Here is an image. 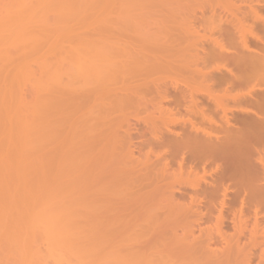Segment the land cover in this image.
<instances>
[{
  "label": "rangeland",
  "instance_id": "1",
  "mask_svg": "<svg viewBox=\"0 0 264 264\" xmlns=\"http://www.w3.org/2000/svg\"><path fill=\"white\" fill-rule=\"evenodd\" d=\"M215 1L217 2L215 3ZM256 8L263 18L259 17L256 19V17L259 16H254L255 13L253 9ZM11 16L14 17L12 18ZM8 17L12 18L14 22L12 24L13 26H5L8 30L5 28L0 29V264H139L141 262L139 261L140 258L143 257L142 254L141 256L139 255L143 253V251L145 253V250L138 251V249L141 248L140 246L147 241V239L153 238L152 233L155 229L151 230L152 233L148 231L150 234L146 233L148 234H145L146 237L138 231L139 236L136 235L139 238L137 239L135 233L139 230L140 226L134 227L135 229L133 228V223L137 224V220L135 219V221L134 218L136 216H141L143 219L142 216L149 211V208H153L155 213H158V215L155 214L152 209L151 213L149 211V215L154 214V220H157L155 216H160L161 212L164 210L162 208L167 209L164 210V215L167 214L166 216H168L169 210L172 209V204H175V209L178 205L177 203L182 206H184L183 204L189 205L188 203H190V197L192 196L202 200L201 205L198 206L200 203L197 205L194 204L192 210L193 212L195 211V213L197 210H199L198 212H204L203 216L199 214L196 216L193 214L192 216L191 212L190 216L186 215V218L188 217L186 220L185 216L183 217V215H185L184 212L180 211L182 210L181 205H179L181 209L177 207L179 212L175 210L176 215L173 213L172 216L174 215V218H177L175 216H177V213H180L178 215L181 219L183 218L185 221L189 220L190 223L193 221L192 223L195 226H193V230L195 231H193L194 235L191 236V238L196 235H202L201 232L206 235L208 228H215L216 230L219 215L218 210L221 209L220 205L223 198L222 192H220L221 195L219 194L220 196H218L217 199L215 197L213 200L214 203L216 202L214 205H218L216 208L213 206L214 209L212 208V210L214 212L211 210L212 213L209 211L211 207H208L210 203H208L209 198L206 193L208 189L210 190V188H213L214 180L217 174L221 172H218V170L225 169L227 164V161L225 162L226 159L222 157L219 159L220 156L217 157L215 155L212 157L213 153L206 157L207 153L206 155L202 154L203 150L199 152L198 156L194 157V162H191L190 154L187 151L180 150L178 151L179 153L170 155L172 151L163 143V139L157 140V138L153 136L151 125L144 121V119L148 117L147 115H149V112H154L155 116H159L160 109L163 107L164 109H174L175 112H178V117L181 118L188 119L189 116L190 118L194 116L191 119L199 120V126L204 127L203 125L206 124L209 126L205 125V127L210 128L209 123L201 124V117H197L190 111H187V107L189 106L195 108L194 102H192L193 99L191 100V93L197 96L198 107L206 108L212 116L214 115L217 121L220 120V122H224L222 119L223 112L220 109L217 110L216 106L212 103L213 101L205 95L207 88L205 87L204 78H199L202 76L199 73H203L202 67L204 68V66V70L207 71V73L209 72V75L213 73L215 77L224 75V73L225 75H230L229 67L231 69L233 68L234 71L237 70H235V65L228 60L229 58L223 60L219 59L220 57L217 56L218 48L213 43L216 42L217 38L225 42V51H223L226 53V56L238 54L242 51V39L245 38V33L246 35L248 34L244 29L245 27L247 28V26L254 27L255 25V34L259 36V38L262 37L261 39L264 40V0H0V20L4 18L8 20ZM20 17L21 21L16 22L17 18L20 19ZM14 24L16 26H14ZM234 26H237L236 30ZM171 27H173L172 30L169 29ZM156 28L158 30H155ZM229 29H231L230 33L232 32V34L235 30L234 32H236V35H233L237 42L234 39V42H230L228 41L230 39L223 37V35H228L225 33H229L227 32ZM154 31L158 32L155 33ZM175 32L181 36H178ZM198 32L200 36L197 34ZM174 35L177 36L176 39ZM248 36L249 44L251 43L250 45L252 48L250 52L260 57L264 55V41L262 40L263 42H261V39L259 40V38H255L249 34ZM224 38H226V40ZM122 39H124L123 42ZM157 40L159 41L157 42ZM160 40H162V44ZM119 42L123 45L120 46V48H125V44H123L125 42L129 44V46L126 45L128 48L134 49L136 47L134 49L135 52L134 50L132 52L134 55H131L132 53L130 54L131 58L136 59L137 54L141 55L140 53L145 56L147 54L145 58L147 61L153 62L155 58V61H160L165 58L170 62V68L165 72L163 70L155 72L156 70L154 71L151 67H148L151 68L150 70L146 68L150 73H148L146 69H142V71L137 73L138 75L136 74L133 77L126 75V80L124 78L125 84L131 87L137 84L138 86L141 85L142 90H140V93H143L141 98L146 97L142 100L144 104H142L141 101V106H133L131 110L129 109V114L125 117L123 116V118L120 116L121 113L119 111H112L113 117L110 114L111 119L109 117L107 121L106 119L99 120L100 124L102 123L101 126L103 125L102 128L104 127V131H102L103 129H101V127L99 128L100 125L97 126V124H99L97 120V123L94 121L90 123L88 122L90 118L88 117L89 119H86L85 117L83 119V114L90 109L89 107L86 108L87 105L90 104L92 106L93 96L95 98L98 93H101L99 90L98 93L95 92L96 89L92 90L93 93L91 92L92 88L97 87L95 86L96 83L92 80V77H94L93 75H95V73L98 74L100 71L101 74L107 73L108 67H105L104 70V66L108 63V59L106 60V58L112 57V54L115 52L114 48H119ZM153 42L158 44L155 45ZM90 43L93 44L90 45ZM113 43L117 44H115V47L113 46L114 48L110 46L114 45ZM88 44L93 47H90ZM95 44H97L96 47ZM98 44H100V46ZM230 45H233V48ZM104 46H106L105 49L103 48ZM85 47L93 48V52L94 48L97 47L98 50L101 49V53L108 48L111 51L108 49L106 51L107 53L103 52L106 56L101 54L104 58H101V56V61H99L100 58L98 59L96 55H99L100 51L96 50L97 54L95 53L96 51L94 52V57L96 59L90 56L88 59V57L84 55L89 52L88 50H83ZM212 47H214L215 51ZM138 49L147 50H144L146 54L144 51L141 52ZM239 49L241 50L239 51ZM83 51L86 53H83ZM203 53H205L204 57L206 58L210 56L211 59L208 58L210 61L205 58L209 63H202L205 61ZM244 53L248 52L246 51ZM92 55L91 52V56ZM213 55L218 58L215 57V59ZM263 57L264 56H262V58ZM202 59L204 61H202ZM193 61L198 65V70L194 66L195 64ZM196 61H199L198 64ZM84 62H86V65ZM149 63L151 64V62H148V64ZM173 64L175 69L173 68ZM176 64H180L181 66H176ZM202 64L204 65L202 66ZM83 65L85 68H83ZM96 65L97 68H95ZM263 66L264 64L262 65L263 69L259 67L258 70L260 72L262 70L263 72L261 73L264 74ZM183 67H185V69H183ZM189 67H191L190 70L187 69ZM177 68L180 70H177ZM95 69L98 70L95 71ZM192 69H195V71H192ZM219 70L221 72H219ZM152 71L154 73H152L153 77L150 79H158L160 77L165 79L170 74V77L175 76L176 78L174 79L180 81L186 78L187 75V80L190 79L191 81V83L189 82L191 85L188 83L190 89L186 88V86L183 87L181 84L176 86V88L174 85H171L172 78L170 79V77H168L165 83L161 82L160 85L158 84L159 86L163 84L161 88L153 85L151 90L146 91L145 87H142V84H144L143 82L146 81L145 77L147 76L144 74L147 73L151 75ZM191 75H193L194 79H192ZM87 79H89V81H86ZM258 80H260V82H258ZM131 81H134V85L131 84ZM193 81L194 83H192ZM255 83H257V85ZM90 84L91 86H89ZM222 85V87L218 85L214 86V88H217H213V90H216L218 93L221 92L222 94L224 90L229 87V85L226 84ZM253 86H255V88ZM219 87L222 91H219ZM236 87V89L232 88L231 93H254L253 95L257 97L264 93V81L258 78L250 81L248 84ZM223 88L225 89L223 90ZM162 89L165 90L163 91ZM186 91L188 95H186ZM90 92L93 96H90ZM161 92H163V94H161ZM165 92H170L169 95L171 97ZM95 93L96 95H94ZM147 94H149V97ZM165 94L169 99L161 98L162 95L165 97ZM113 96L114 95H112V97ZM261 96L259 98H261ZM84 98L85 100H83ZM89 98H91L92 102L89 101ZM147 98L149 100H147ZM173 98H177L179 100V102L178 100L177 102L180 104L177 103L178 105H176L175 99ZM86 99L88 100V104H83L84 101L87 103ZM113 100L115 99L113 98ZM167 100L171 101L168 102ZM147 102H149L148 104H150V102L152 103L149 105L150 107ZM228 102V106L234 107V109L235 107H239V109H235L236 114L242 113V107V110L244 108H255L253 105L247 103H245L246 105L243 103L244 105L241 104L240 106L242 101L237 102L230 100L227 101V103ZM83 105L87 110H85ZM144 105L145 108L143 107ZM146 106L148 107L146 108ZM135 107H141L140 110L138 108L141 115H138V111L136 112L137 108L133 110ZM148 108H151V110ZM154 109H156V111H154ZM158 109L159 111H157ZM238 110L240 111L239 113ZM132 111H134V113ZM156 112H158V115ZM86 113L87 112H85V116ZM136 113L137 116H139L138 119ZM252 114L254 115V113ZM128 115H130V117ZM140 119L143 120L141 121ZM86 121L90 126L86 124ZM93 123L96 124L94 125L95 129L98 127L97 131L90 129L91 126L93 127ZM159 125L162 127L164 126L161 123H159ZM188 125L189 127H186L188 128L187 131L192 128L190 123H188ZM85 127H87L86 129L90 127V130H88L89 132H87V130L85 131ZM164 127V138L169 137V135H175L179 130L180 135L188 133L185 131L186 129L183 130L179 124L178 126H171L174 130L169 133H167L168 131L166 132L167 129H164ZM99 130L105 133L101 138L99 136H102V133ZM211 131H213V129H211ZM97 132L99 133L97 134ZM213 132L214 135L211 139H214L215 143L217 138H220L221 141L224 139L223 133ZM90 133H92V136ZM129 133L130 135H128ZM200 133L202 134V132ZM106 134L107 138H104ZM110 134L111 138H109ZM193 134H196V132ZM87 135H89V137ZM118 136H121L122 139ZM116 137L117 139H115ZM125 137H128L127 140L129 143L131 141L130 147L129 144H127L128 142L126 143L127 140ZM154 137L156 140H154ZM203 137H205L204 134L200 136V139H204ZM215 137L217 138L215 139ZM98 138L100 139L98 140ZM108 139L110 143L112 142V145L114 144V148H111V144L109 146L110 149L107 147L109 145ZM200 139L198 140L197 138L198 141H200ZM220 139H218V142H220ZM122 142L125 143V146H122ZM106 143L107 146L105 145V148L104 144ZM119 144H121V146ZM101 145L102 147L104 146L103 148H105V150ZM136 146H138V149ZM100 147L103 150L100 149ZM118 147L120 148L119 152L116 150ZM262 149V161H259L260 163L258 165H261L259 172L262 174L261 177L264 178V165L262 164L264 163V147ZM112 150L116 151L113 152ZM129 152L130 155H128ZM119 153H124V155H120ZM116 154L118 157L121 156L122 158L119 157L120 160L118 157L115 158ZM181 155H184V158L188 157L187 163L185 162V169L183 168L184 170H182V172L179 167L180 162L183 160ZM202 156H204V158ZM166 157L171 163L168 169L165 166V163L168 162L167 159H165L167 161L164 160ZM163 161H165V163H162ZM144 162L148 168L144 166ZM150 165H153V167H151L152 170H150ZM189 166H192L191 170ZM262 166L263 168L261 169ZM143 169H145L144 173ZM166 169L167 174L164 172L163 177V171ZM143 174H145V176H143ZM116 175L120 177V180ZM137 175L140 176L141 181L143 179L142 183L145 186L144 188L139 184L144 188L142 193L136 192V184L135 186L131 184L133 183V178H137ZM125 176H127V178H125ZM140 182L138 179L137 184ZM224 183H226L224 186L227 187L230 186L232 182L228 180L224 181ZM262 183L264 185L263 181ZM231 186L233 189L230 190L229 188V195H227V197L225 196L226 201L224 200L228 207L225 205L224 208L227 209L223 210V215L225 216V227L223 230L226 232L225 234L227 237L237 234L233 225L234 221L231 220L234 217L233 213L235 211L234 214H236L235 217H237V220H235L242 222V226L244 223L247 224L245 225L247 227H244V234H246L244 235L245 237L243 236L241 243L242 248L244 243L246 244L248 242L247 250L243 251L245 253V251H248V244L253 245V243L256 244V242L259 243V241L261 242L264 238V236H262L264 234L261 233V231L263 232L264 230L262 229V226H264V212L262 213L261 211L257 216L255 210L251 208L252 206L250 207L247 203L244 204L245 208H243V198H237L235 193L236 188L234 189L233 184ZM129 188L135 190L132 191ZM152 188H154L153 194L150 192ZM138 189L139 188H137V191ZM141 189L139 190L141 191ZM190 189H192V193ZM147 190H149L151 196L154 194H158L159 196L153 198L154 200L156 199L155 201L151 199L152 204H150V201H148L149 203L147 201L145 203L144 199H139ZM233 190L234 192H232ZM170 192L171 194L172 192L178 195L183 194L184 197H178L179 199L175 198V200H172L170 198ZM234 196H236L237 199L234 198L235 200L232 202ZM203 197H206V200ZM167 199H169V201ZM148 204H150V206H148ZM194 206H198V208ZM240 207L243 208L244 214H241ZM160 208L162 211H160ZM204 214L206 216H204ZM133 216L134 218L132 219ZM161 216L163 215L161 214ZM197 217H202L199 226L197 224L199 222L196 221L194 224L195 221L193 220L195 218L197 219ZM238 217H241L240 219H242V221L238 220ZM153 219L150 221H153ZM131 220L134 221L132 222ZM142 222L144 221H140L138 225H141ZM155 224L157 225V223ZM159 226L161 227V223ZM131 227L134 230H132ZM154 227L155 225H153L151 229ZM206 228L207 230H205ZM181 229L178 230L179 233H177L180 234V236L184 231ZM158 230L155 232H158ZM134 231L136 232L134 233ZM215 235L217 236L218 234ZM252 238H256L255 242ZM223 242L224 241H221L217 245L210 246L214 249L212 255L223 253V251L227 249V244H223ZM131 244H133V246ZM258 246L256 250L259 253H257L260 254V250L264 252V242H261ZM260 247L261 249H259ZM122 250L123 252H121ZM135 250L139 253L135 252ZM125 252L132 253L131 256H133L134 259L138 258L139 262L136 261V263H132L134 260L132 262H127L126 260H129V257L126 259L128 255ZM243 252H241V254L238 253L236 258L235 251H233L224 261H226V263L233 261L232 264H235L236 261H238L237 264H247L246 261L243 262L244 260L240 258V255L245 257L244 255L246 253L244 254ZM146 254H149V252ZM233 254H235V256ZM119 255L120 257L123 255L122 257L125 259L122 257L119 258ZM135 255L139 257H135ZM118 258L119 260H117ZM230 258L232 260H230ZM256 259L258 260L253 261V264H264V261L261 260L260 257H256ZM141 264L145 263L142 262ZM229 264H231V262Z\"/></svg>",
  "mask_w": 264,
  "mask_h": 264
},
{
  "label": "bare ground",
  "instance_id": "2",
  "mask_svg": "<svg viewBox=\"0 0 264 264\" xmlns=\"http://www.w3.org/2000/svg\"><path fill=\"white\" fill-rule=\"evenodd\" d=\"M213 1V0H212ZM219 1V0H218ZM224 1V0H223ZM228 1V0H227ZM230 1V0H229ZM217 1H215V3H216ZM221 3V2H220ZM213 4V3H212ZM227 4V3H226ZM232 4V3H231ZM230 4V5H231ZM219 5V4H218ZM221 5H222V3H221ZM229 5V4H228ZM220 6V5H219ZM232 6V5H231ZM222 8H223V6H222ZM224 8H227V7H224ZM232 9V8H231ZM229 10V9H228ZM25 12V11H24ZM253 12L255 13L254 14V16H258V17H256V19L257 18H259V17H261V15L259 14V11L257 10V8L256 9H253ZM30 13V12H29ZM253 16V17H254ZM12 18L14 17V16H11ZM11 17H8L9 19L7 20L6 18H4L3 20H0V29L2 28H5V29H7L8 30V28L7 27H5V26H9V27H11V26H13L12 24L14 23L13 21H12V18ZM261 18H263V16L261 17ZM16 19V18H15ZM14 19V20H15ZM238 19V18H237ZM239 20H241V19H239ZM16 21V20H15ZM18 21H21V17H20V19L19 18H17V21L16 22H18ZM235 22H237V21H235ZM259 22V21H258ZM21 23V22H20ZM238 23V22H237ZM237 23H236V25H237ZM255 23V22H254ZM18 24V23H17ZM234 24V23H233ZM186 25V24H185ZM240 25V24H239ZM14 26H16L15 24H14ZM168 27V26H167ZM175 27V26H174ZM186 27V26H185ZM189 27V26H188ZM233 27V26H232ZM235 27V26H234ZM237 27V26H236ZM235 27V30L237 29ZM254 27H255V25H254ZM254 27L253 26H247V28L245 27L244 29L246 30L245 32H247L249 35H251V36H253V37H255V38H259V36H257L256 34H255V32H254ZM260 27V26H259ZM262 27V26H261ZM172 28L173 27H171V28H169V29H171L172 30ZM177 28V27H176ZM238 28H239V26H238ZM160 29V28H159ZM168 29V30H169ZM256 29V28H255ZM155 30H158L157 28L155 29ZM173 30H176V29H173ZM223 30V29H222ZM230 30L231 29H229L227 32H229V33H225V34H228V35H226V36H224L223 35V37H226V38H228V39H230V40H228V41H233L234 42V40H235V38H234V35H236V32H234L233 31V34H232V32L230 33ZM263 30V29H262ZM2 31V30H1ZM170 31V30H169ZM198 31V30H197ZM220 31V30H219ZM264 31V30H263ZM155 32V31H154ZM156 32H158V31H156ZM155 32V33H156ZM164 33H165V31H163ZM172 32H174V31H172ZM190 32V31H189ZM221 32H224V31H221ZM163 33V34H164ZM176 33V32H175ZM177 33H178V31H177ZM176 33V34H177ZM179 33H180V31H179ZM182 33V32H181ZM165 34H167V33H165ZM164 34V35H165ZM198 35H199V32L197 33ZM221 34V33H220ZM237 34H238V32H237ZM248 34L246 35V33H245V35H244V39H242L243 40V48H244V50H243V48H242V51H240L241 49H239V51H240V53H238V54H233V55H229V56H226L225 54L226 53H224V49H225V42L222 40V39H220V40H218V38H217V40H216V42H213L215 45H216V47L218 48V50H217V53H218V55L217 56H219L220 58L219 59H223V60H225V59H228L230 62H232L233 63V65H235L234 67H236L235 68V70L236 71H234L233 70V68L231 69L230 67H229V72H230V75H225V73H224V75H221V76H218V77H215V76H213V73L211 74V75H209V72L207 73V71H205L204 70V68H205V66H204V68L202 67V70H203V73H199L200 75H202L201 77H199V78H204V82H205V87L207 88V90L205 91V95H207L208 96V98L211 100V101H213L212 103L216 106V109L218 110V109H220L222 112H223V117H222V119L224 120V122H220V120L219 121H217L216 119H215V117H214V115L212 116V114L211 113H209L208 111H207V109L206 108H204V107H198V98H197V96H194V94H191L190 93V96H191V100L193 99V101L192 102H194V105H195V108L192 106V107H187L188 108V112L190 111L191 113H193L194 115H196L197 117L199 116V117H201V124L203 125V123L205 124V123H209L210 124V128H206L205 127V125H203L204 127H202V126H199L198 125V121L197 120H193V119H191L192 117H194V116H192L191 118H190V116H189V118L188 119H186V118H181V117H178V112H175L174 111V109H167L166 107V109H164L163 107H162V105H161V107H162V109H160V112H159V116H155V114H154V112L153 113H151V112H149V115H147L148 117H145V119H144V121H146L147 123H149L150 125H151V131L153 132V136H155L156 138H157V140H159V139H163L162 141H163V143L167 146V147H169V149H170V151H172V153L170 154V155H175V153H179L178 151H180V150H183V151H187L189 154H190V159H191V162H194V157L195 156H198V154H199V152H201V150H203V153L202 154H204V155H206V153H207V156L206 157H208L209 156V154L210 155H212V153H213V156L212 157H214V155L215 156H217V157H219V159L222 157L223 159H226L225 160V162L227 163L226 164V167H225V169H219L218 170V172L219 171H221V172H217L216 174H217V177H216V179L214 180V183H213V188H210V190L208 189L207 190V195H208V198H209V202L208 201H206V202H208V203H210L209 205H208V207L210 208V212H211V210H212V208H213V206L216 208V206L218 205H214V204H216V202L214 203V199H215V197H216V199H217V197L218 196H220L221 194H220V192H222V197L224 198H222V200H221V209L220 210H218L219 211V215H218V219H217V224H216V230H215V228L213 229V231H212V229H210V228H208V232H207V234L206 235H204L205 233H203V232H201V234L202 235H196V236H198V237H193V238H191V236H193L194 235V233H193V231H195V230H193L194 229V225H193V221H191V223L189 222V220L188 221H185V220H183V218L181 219V217H179V215L178 214H180V213H177V216H175V217H177V218H174V215H176V213H175V210H176V212L178 211L177 210V207H178V209L180 208L181 209V207H182V210H180L181 212H184V214L185 215H183V217L185 216V219L187 220L188 219V217L186 218V215H189L190 216V214H191V212H192V216H193V214H195V216L196 215H202L203 216V213H202V211L201 212H198L199 210H197L196 211V213H195V211L193 212V210H192V206L194 205V204H199L198 206H200L201 205V202H202V200H200V198L199 199H197L198 197H194V196H192V197H190L191 198V200H190V203H188L189 205H185V204H183L184 206H182L181 204H179V203H177L178 205L176 206V209L174 208L175 206V204H172V206H171V208L172 209H170L169 211V214H168V216H166V215H164L165 214V212H164V210H167V209H165V208H162V209H164L163 211H162V209L160 210V211H162L161 212V214L163 215V216H161V214H160V216H155V217H157V220H154L153 219V215H149L150 213H151V209H152V211H154V213H155V210L153 209V208H149V211H150V213H149V211L148 212H146V214H144V216H142L143 217V219L141 218V216H136L135 218H134V216L132 217V219L134 218V220L136 219L137 220V224L136 223H133V225H131V226H133V228L134 227H136V226H140V228L139 227H137V228H139V230H137V228H136V230H137V232L136 231H134V233H135V235L137 234H139L138 233V231L142 234V235H144L145 237H146V235H148V234H150V232H151V230H153V229H155L154 230V232L155 231H157L158 229V232H155V233H158V234H155L154 232V234L152 233V236H153V238H151V239H147V241H145L140 247V249H138V251H143V250H145V253H144V251H143V253H144V255H143V253H140V255L138 254L139 252L138 251H136L135 250V252H138L137 254L139 255V256H141V254H142V256L143 257H141L140 258V260L139 261H141L139 264H141L142 262L143 263H145V264H190L191 262H193V263H191V264H223V263H225V264H229L230 262H231V264H232V262L233 261H229L228 263H226V261H224V260H226V257L228 256H230V254H232L233 253V251H235V254H236V258H237V255H238V253H240L241 254V252H243L244 250H247L246 248H247V243L245 244L244 243V245H243V249L241 248V243H242V238H243V236L246 234H244V231H245V228L247 227V226H245V225H247V224H245L244 223V225L242 226L241 225V223L242 222H239V221H236L237 219V217H235L236 216V214H234L235 213V211H234V213H233V215H234V217L231 219L232 221H234V228L236 229V231H237V234L236 235H234V236H231V235H229V237H227L226 236V232H224V225H225V216L223 215V210L224 209H227V208H224L225 207V205L227 204L225 201V196L227 197V195H229L228 194V191H230V190H232L233 188H232V184H233V186H234V189L236 188V196H237V198L239 197H241V198H243L242 199V204H243V206H244V204L245 203H247L251 208H253L254 210H255V213H256V215L258 216V214L259 213H261V211H262V213L264 212V185H263V183H262V181L264 182V178L263 177H261V175L262 174H260V172H259V170H260V166L258 165L262 160V158H261V152H263L262 150V148L264 147V93H263V95L261 96V98H259L260 96H254L253 94L254 93H248V94H240V92L238 93H231L232 92V88H234V89H236L237 87L236 86H240V85H244V84H248L250 81H252V80H255V79H262L263 81H264V74L263 73H261V72H263L262 70H261V72L258 70V68L259 67H261L262 68V65L264 64L263 62V58H262V56H264V55H262L261 57L260 56H256V55H254V54H252L251 52H250V49H252L251 48V43L249 44V36H248ZM171 35H172V33H171ZM178 35V34H177ZM191 35V34H190ZM222 35V34H221ZM242 35V34H241ZM175 36V39H176V35H174ZM174 36H173V38H174ZM178 36H181V35H178ZM200 36V35H199ZM238 36V35H237ZM237 36H235V37H237ZM261 37V36H260ZM117 38H119V37H117ZM168 38V37H167ZM171 38V37H170ZM185 38V37H184ZM199 38V37H198ZM226 38H224L225 40H226ZM239 38V37H238ZM262 38V37H261ZM261 38H259V40L261 39ZM120 39V38H119ZM211 39H213V38H211ZM234 39V40H233ZM237 39V38H236ZM239 39H241V38H239ZM118 40V39H117ZM123 40L124 39H122V42H123ZM130 40V39H129ZM214 40V39H213ZM263 39H261V42H263L262 41ZM119 41V40H118ZM153 41V40H152ZM159 40H157V42H158ZM161 41V44L163 43L162 42V40H160ZM170 41H171V39H170ZM236 42H237V40H235ZM256 41V40H255ZM121 42V41H120ZM119 42V48L118 47H116V48H118V49H116V48H114L115 47V44L114 45H110V46H114L113 48L115 49V52L112 54V57L111 58H106V60L108 59V63L104 66V70H105V67H108L107 68V73H105V74H101V71L100 72H98V74H96L95 73V75H93L94 77L95 76H97V77H92L91 79L97 84H95V86H97V87H94V88H90L91 89V92H92V90L93 89H96V91L95 92H99V91H101V93H98L97 94V96L94 98V96L91 94V92H90V96L92 95L93 96V102L91 101V98H89L90 100V102H92L91 104H92V106L89 104V105H85L86 106V108L87 107H89L90 109L89 110H87L85 107H84V105H83V107L85 108V110H87V111H85V112H87L86 113V116H85V112H84V117H83V119L86 117V119L88 118L89 120H88V122H90L91 123V121H94V122H96L97 123V121H98V123L99 124H97V126H99V128L101 127V129H103L102 131H104V127L102 128V126H101V124H100V121L101 120H103V119H106V121H107V119L110 117V114H111V116H112V111H119L120 113H121V117L123 118V116L125 117V116H127V114H129L128 113V111H130L131 110V108L133 107V106H139L141 103V101L142 100H144L145 98H141L142 97V95H143V93L141 94L140 92V90H142L141 89V85H139L138 86V84L137 85H135L134 87H131V86H129V85H127V84H125V81H124V78L126 77V75H129V76H131V77H133L134 75H136L137 73H139L140 71H142V69L143 70H145L146 68H148V67H151L155 72H157L158 70H163L164 72L165 71H167L168 70V68H170V62L167 60V59H165V58H163V60H157V61H155L156 60V58L154 59V61L152 62V61H147L145 58H146V56H147V54L145 53V51H147V50H139V51H141V52H143L144 51V53L146 54V56L144 55V54H142V53H140L141 55H138L137 53H139V52H137L136 54H137V58L135 59V58H131L130 57V54L133 52V50L136 48H128L127 46H129V44H126V42L125 43H123V44H125L124 46H125V48H120V46H123L121 43ZM130 42V41H129ZM132 42H134V41H132ZM148 42V41H147ZM235 42V43H236ZM242 42V41H241ZM128 43V42H127ZM155 45H157L158 43H155V42H153ZM165 43V42H164ZM167 43V42H166ZM168 43H169V40H168ZM173 43V42H172ZM235 43H231V44H235ZM91 44H93V43H90V45ZM140 44H142V43H140ZM152 44V43H151ZM263 44V43H262ZM89 45V44H88ZM87 45V46H88ZM89 45V46H90ZM96 45L97 44H95V47H96ZM99 46H100V44H98ZM103 45H106V44H103ZM117 45V44H116ZM127 45V46H126ZM131 45V44H130ZM136 45V44H135ZM147 45H149V44H147ZM160 45V44H159ZM165 45V44H164ZM239 45H240V42H239ZM86 46V45H85ZM107 46V45H106ZM106 46H104L103 48L105 49V47ZM152 46V45H151ZM150 46V47H151ZM192 46H194V45H192ZM232 48H233V45H230ZM241 46V45H240ZM90 47H93V46H90ZM132 47V46H131ZM142 47H143V45H142ZM165 47H166V45H165ZM236 47V46H235ZM239 47V46H238ZM101 48V47H100ZM102 48V49H103ZM111 48V47H110ZM140 48V47H139ZM144 48V47H143ZM153 48V47H152ZM213 49H214V47H212ZM216 48V49H217ZM109 49V48H108ZM107 49V50H108ZM113 49V50H114ZM148 49V48H147ZM150 49V48H149ZM168 49V48H167ZM186 49V48H185ZM212 49V50H213ZM219 49H220V51H219ZM83 50H88L89 52H85V51H83V53H86V54H84L86 57H88V59H89V56L90 57H92V58H95L94 57V55H95V53L97 54V51H100V50H98V47L97 48H94V52H93V48L91 49V48H86L85 47V49L83 48ZM92 50V51H91ZM106 50V51H107ZM110 50V49H109ZM160 50V49H159ZM163 50V49H162ZM165 50V49H164ZM184 50V49H183ZM224 50V51H223ZM237 50V49H236ZM235 50V51H236ZM105 50H103V52H106ZM111 51V50H110ZM214 51H215V49H214ZM213 51V52H214ZM219 51V52H218ZM248 52V53H244V52ZM91 52H92V56H91ZM101 53V51L99 52L100 54L99 55H96L97 57H98V59L102 56V55H104V53ZM109 52V51H108ZM134 52H135V50H134ZM203 52H204V50H203ZM208 52V51H207ZM212 52V53H213ZM107 53V52H106ZM110 53H112V52H110ZM148 53H150V52H148ZM152 53V52H151ZM166 53V52H165ZM206 53V52H205ZM205 53H203V57H204V54ZM254 53V52H253ZM102 54V55H101ZM159 54V53H158ZM162 54H164V53H162ZM168 54V53H167ZM208 54V53H207ZM211 54V53H210ZM88 55V56H87ZM131 55H134V53H132ZM149 55V54H148ZM156 55V54H155ZM259 55V54H258ZM104 56H106V54L104 55ZM104 56H102L101 58H104ZM109 56H111V55H109ZM151 56V55H150ZM161 56V55H160ZM207 56V55H206ZM214 56V58L216 57L215 55H213ZM222 56V57H221ZM225 58H224V57ZM136 57V56H135ZM200 57V56H199ZM208 57V56H207ZM84 58V57H83ZM91 58V59H92ZM101 58L99 59V61H101ZM206 57H204V60L202 59V61H204V62H202V63H204V64H206L207 62H208V60L210 61V56L208 57V58H210V59H208V58H206V59H208V60H206L205 59ZM216 58H218V57H216ZM215 58V59H216ZM96 59V58H95ZM148 59V58H147ZM197 59V58H196ZM195 59V60H196ZM213 59V58H212ZM87 60V59H86ZM198 60H199V58H198ZM89 61V60H88ZM97 61V60H96ZM201 61V60H200ZM87 62V61H86ZM86 62H84L85 63V65H86ZM91 62V61H90ZM148 62H151V64L149 63L148 64ZM177 62V61H176ZM197 62V61H196ZM199 62V61H198ZM198 62H197V64H198ZM102 63V62H101ZM189 63V62H188ZM193 63L195 64H193L195 67H196V69L198 70V68H197V66L198 65H196V63L193 61ZM209 63V62H208ZM89 64V63H88ZM96 64H97V62H96ZM187 64V63H186ZM191 64H192V62H191ZM199 64H201V63H199ZM204 64H202V66L204 65ZM91 65H93V64H91ZM99 65V64H98ZM101 65V64H100ZM110 65H111V67H110ZM181 66L180 64H176V66ZM185 65V64H184ZM188 65V64H187ZM186 65V66H187ZM193 65H190V66H193ZM102 66V67H103ZM183 66V65H182ZM231 66V65H230ZM87 67V66H86ZM100 67V66H99ZM99 67H98V69H99ZM109 67H110V70L108 71V69H109ZM227 67H228V65H227ZM264 67V66H263ZM83 68H85L84 67V65H83ZM95 68H97V65H96V67ZM151 68H148V70H150ZM171 68H172V65H171ZM173 68L175 69V67H174V64H173ZM192 68H194V67H192ZM200 68V67H199ZM224 68V67H223ZM98 69H95V71H97ZM179 68H177V70H178ZM182 69V68H181ZM183 69H185V67H183ZM187 69H191V67H189V68H187ZM263 69V68H262ZM103 70V71H104ZM147 70V69H146ZM148 70H147V72H148ZM180 70V69H179ZM195 71V69H192V71ZM196 70V71H197ZM200 70H201V68H200ZM220 70H221V68H220ZM219 70V72H221ZM227 70H228V68H227ZM83 71H84V69H83ZM86 71V70H85ZM182 71V70H181ZM205 71V72H204ZM160 72V71H159ZM201 72V71H200ZM212 72V71H211ZM84 73V72H83ZM100 73V74H99ZM143 73V72H142ZM145 73V72H144ZM148 73H150V72H148ZM152 73H154L153 71L151 72V75H152ZM175 73V72H174ZM194 73V72H193ZM141 74V73H140ZM195 74V73H194ZM193 74V75H194ZM198 74V73H197ZM197 74H196V76H197ZM220 74V73H219ZM222 74H223V72H222ZM84 75V74H83ZM138 75V74H137ZM144 75H147L145 78H146V81L145 82H143L144 84H142V87L144 88L145 87V89H146V91H148V90H151L152 89V87H153V85H155V86H159L160 84H161V82L162 83H165V81H166V79H168V77H170L171 75L169 74V76L168 77H166L165 79L164 78H162V77H160V78H158V79H150V78H152L153 77V75L151 76L150 74H144ZM149 75H150V77H149ZM193 75H191L192 76V79H194V77H193ZM90 76V75H89ZM143 76V75H142ZM141 76V77H142ZM85 77V76H84ZM183 77V76H182ZM135 78V77H134ZM138 78V77H137ZM172 78V79H171ZM174 78H176L175 76H173V77H170V79L172 80L171 82V85H174L175 87L176 86H178L179 84H181L183 87L184 86H186V88H189L190 89V83H191V81H190V79L189 80H187V75H186V78H182L183 80H180V81H178V80H176V79H174ZM197 78V77H196ZM173 79H174V81H173ZM91 80V81H92ZM125 80H126V78H125ZM198 80V79H197ZM86 81H89V79H87ZM92 81V82H93ZM123 81V82H122ZM138 81V80H137ZM188 81V82H187ZM196 81V80H195ZM200 81V80H199ZM202 81H203V79H202ZM93 82V83H94ZM119 82H121L122 83V85H121V83H119ZM133 82L134 81H131V84H133ZM190 82V83H189ZM204 82H203V84H204ZM211 82V83H210ZM256 82H257V80H256ZM258 82H260V80H258ZM86 83H88V82H86ZM85 83V84H86ZM167 83V82H166ZM169 83V82H168ZM190 85H189V84ZM192 83H194V81L192 82ZM196 83H198V82H196ZM83 84H84V81H83ZM89 84V83H88ZM120 84V85H119ZM159 84V85H158ZM222 84H226V85H229V87H225V88H223V90H224V92L221 94V92H216V90H213V88H214V86H216V85H218V86H221ZM256 85H257V83H255ZM134 85V84H133ZM163 85V84H162ZM161 85V86H162ZM200 85V84H199ZM85 86V85H84ZM89 86H91V84L89 85ZM161 86H159L160 88H161ZM170 86V85H169ZM174 86H171V87H174ZM223 86V85H222ZM221 86V87H222ZM248 86V85H247ZM174 87V88H175ZM254 88H255V86H253ZM177 88V87H176ZM179 88V87H178ZM217 88V87H216ZM216 88H214V89H216ZM87 89V88H86ZM99 90V91H98ZM144 90V89H143ZM163 91L165 90V89H162ZM167 90V89H166ZM180 90V89H179ZM182 90H186V89H182ZM181 90V91H182ZM255 90V89H254ZM145 91V92H146ZM155 91V90H154ZM188 91V90H187ZM187 91H186V95H188L187 94ZM217 91H218V89H217ZM219 91H222V90H220V87H219ZM192 92V91H191ZM253 92V91H252ZM93 93V92H92ZM158 93V92H157ZM159 93H160V91H159ZM165 93H167V92H165ZM170 93V92H169ZM169 93H167V95L168 96H170L169 95ZM247 93V92H246ZM161 94H163V92H161ZM181 94H182V96L184 97V95H183V93L181 92ZM89 95V94H88ZM94 95H96V93L94 94ZM112 95H114L113 97H112ZM146 95V94H145ZM148 95V97H149V94H147ZM86 96V95H85ZM89 96V97H90ZM168 96H166V94H165V97H164V95H162V97L161 98H166V99H169L168 98ZM171 97V96H170ZM87 98V97H86ZM113 98L115 99V100H113ZM187 98V97H186ZM173 99H175V98H173ZM173 99H172V101H173ZM83 100H85V98L83 99ZM147 100H149L148 98H147ZM152 100V99H151ZM177 98L174 100L175 101V103H176V105H178V104H180V103H178L179 102V100H178V102H177ZM187 100V99H186ZM230 100H233V101H239V102H241L242 101V103H240V106H241V104H245V103H247V104H251V105H253L255 108L254 109H243L242 110V108H241V111H242V113H240V114H236V111H235V109L237 110V109H239V107L238 108H236L235 107V109H234V107L232 108V107H230V106H228V104H229V102L227 103V101H230ZM86 101H87V103L84 101V103L83 104H88V100L86 99ZM153 101V100H152ZM168 102L169 101H171V100H167ZM245 101V102H244ZM162 102V101H161ZM191 102V103H192ZM146 103V102H145ZM149 102H147V104H148ZM163 103V102H162ZM161 103V104H162ZM174 103V104H175ZM178 103V104H177ZM227 103V104H226ZM231 103V102H230ZM236 103V102H235ZM142 104H144V102L142 101ZM150 104H152L151 102H150ZM150 104H148V106L150 105ZM155 104V103H154ZM243 104V105H244ZM156 105V104H155ZM175 105V106H176ZM189 105H191V104H189ZM246 105V104H245ZM141 106V105H140ZM148 106H146V108L148 107ZM152 106V105H151ZM144 108H145V105L143 106ZM150 107V106H149ZM157 107V106H156ZM160 107V106H159ZM252 107V106H251ZM136 108H137V110H136ZM138 108L139 107H135V109L133 108V110H136V112L137 113H139V110L141 109V107L139 108V110H138ZM154 108V107H153ZM130 109V110H129ZM148 109H150L151 110V108H148ZM177 110H179V109H177ZM153 111V110H152ZM154 111H156V109H154ZM157 111H159V109L157 110ZM180 111V110H179ZM133 113H134V111H132ZM131 112V113H132ZM240 111L238 110V113H239ZM118 113V112H117ZM137 113H136V116H137ZM157 113V115H158V112H156ZM252 113H254V115L252 114ZM231 114V115H230ZM118 115H119V113H118ZM138 115H141V113H139ZM188 115H189V113H188ZM129 117H130V115H128ZM113 117V116H112ZM138 117L139 116H137V119H138ZM140 118H142V117H140ZM110 119H111V117H110ZM113 119V118H112ZM136 119V118H135ZM142 119V120H143ZM97 120V121H96ZM100 120V121H99ZM117 120V119H116ZM141 120V119H140ZM141 120V121H142ZM139 121V120H138ZM85 122V121H84ZM83 122V123H84ZM118 122V121H117ZM159 123H161L162 125H164L163 127H164V129L166 128L167 130H166V132L167 133H169V132H173V130L174 129H172L171 128V126H173V125H177L178 126V124L179 125H181V127L183 128V130L184 129H186L185 131L186 132H188V133H186V134H179V131L175 134V135H169V137H166V138H164L165 136V133L163 132V127L162 126H160L159 125ZM188 123H190L191 124V126H192V128L190 129V130H188L187 131V129L188 128H186L187 126L189 127V125H188ZM85 124V123H84ZM86 124H88L87 123V121H86ZM85 124V125H86ZM148 124V125H149ZM200 124V125H201ZM89 125V124H88ZM92 125V124H91ZM94 125H96L95 123H93V127L91 126V128L90 127H88V129H86L87 127H85V131L87 130V132H89L88 130H90V129H92V130H95V131H97L98 130V127H97V129H95V127H94ZM120 125V124H119ZM87 126V125H86ZM90 126V125H89ZM117 126V125H116ZM206 126H209V125H206ZM149 127V126H148ZM90 128V129H89ZM94 128V129H93ZM209 129V130H208ZM211 129H213V131H215L216 133L217 132H219V133H223L224 134V139L221 141V139L220 138H217V137H215V139H216V143H215V140L213 139H211V137L214 135V132L213 131H211ZM131 130V129H130ZM149 130H150V128H149ZM194 130V131H193ZM101 133H102V131L101 130H99ZM129 131V130H128ZM184 131V132H185ZM92 132V131H91ZM114 132V131H113ZM196 132V134H193V133H195ZM200 132H202V134L200 133ZM93 133V132H92ZM92 133H90V135L92 136ZM99 132H97V134H98ZM100 133V134H101ZM131 133V132H130ZM130 133L128 134V135H130ZM164 133V134H163ZM99 134V135H100ZM104 134L105 133H102V136H99V135H97V136H99L100 138L101 137H103L104 136ZM151 134V133H150ZM201 134V135H200ZM203 134L205 135V137H203L204 139H200V136H203ZM176 135H178V136H176ZM216 135V134H215ZM88 137H89V135H87ZM115 136V135H114ZM117 136V135H116ZM96 137V136H95ZM94 137V138H95ZM109 137V136H108ZM118 137H121V136H118ZM124 137V136H123ZM129 137V136H128ZM128 137L126 138V140L128 139ZM154 137V138H155ZM100 138H98V140L100 139ZM104 138H107V134L105 135V137ZM109 138H111V134H110V137ZM131 138H133V137H131ZM153 138V139H154ZM156 138L154 139V140H156ZM197 138H198V140L200 139V141H198L197 140ZM210 138V139H209ZM97 139V138H96ZM115 139H117V137L115 138ZM114 139V140H115ZM120 139H122V137L120 138ZM119 139V140H120ZM218 139H220L219 141L220 142H218ZM125 140V141H126ZM161 141V142H162ZM120 142V141H119ZM128 142V140L126 141V143ZM154 142V141H153ZM160 142V143H161ZM214 142V143H213ZM112 143V142H111ZM110 141H109V139H108V146H107V143L106 144H104V146L106 145L108 148H109V146H110ZM116 143V142H115ZM127 144H129V147H130V144H131V141H130V143L128 142ZM148 144H149V141H148ZM150 144H152V143H150ZM97 145V144H96ZM120 146H121V144H119ZM125 146V143H123L122 142V146ZM153 145H154V143H153ZM103 146V147H104ZM106 146H105V148H106ZM114 146V144L112 145L111 144V148H114L113 147ZM119 146V147H120ZM126 146H128V145H126ZM132 146V145H131ZM85 147V146H84ZM101 147H102V145H101ZM100 147V149H102ZM117 147V146H116ZM118 147V149H116V150H118V152L120 151V148ZM138 146H136V148H137ZM166 147V148H167ZM105 148H103L104 150H105ZM102 149V150H103ZM110 149V148H109ZM121 149H123V148H121ZM138 149V148H137ZM115 150V151H116ZM127 150V149H126ZM99 151H101V150H99ZM113 151V150H112ZM115 151H113V152H115ZM123 151V150H122ZM126 152V151H125ZM101 153V152H100ZM106 153V152H105ZM161 153V152H160ZM168 153V152H167ZM107 154V153H106ZM109 154H111V153H109ZM120 154V153H119ZM122 154V153H121ZM120 154V155H121ZM181 154H186V153H181ZM122 155H124V153L122 154ZM128 155H130V152H129V154ZM128 155H127V157H128ZM100 156V155H99ZM116 157L115 158H117L118 156H117V154L115 155ZM132 156V155H131ZM184 156V155H183ZM182 155H181V157L183 158V160L180 162V165H179V167L181 168V172H182V170H184L185 169V165H186V161H187V159H188V157H186V158H184ZM186 156H188V155H186ZM120 158H122L121 156H119ZM118 157V158H119ZM165 157V156H164ZM203 158H204V156H202ZM201 157V158H202ZM211 157V158H212ZM120 158H119V160H120ZM124 158V157H123ZM131 158V157H130ZM162 158V157H161ZM170 158V157H169ZM181 158V159H182ZM210 158V157H209ZM165 159H167L168 160V162H166L165 163V161H167V160H165ZM105 160V159H104ZM110 160V159H109ZM118 160V161H119ZM128 160V159H127ZM134 160V159H133ZM164 160L165 161H163L162 163H165V166H166V168L168 169L169 167H170V165H171V163H170V161H169V159L166 157V158H164ZM195 160H196V158H195ZM199 160V159H198ZM201 160V159H200ZM203 160V159H202ZM98 161H100V160H98ZM106 161V160H105ZM260 161V162H259ZM137 162V161H136ZM138 162H140V161H138ZM186 162V163H185ZM102 163H103V160H102ZM117 163V162H116ZM205 163V162H204ZM108 164H109V161H108ZM111 164V163H110ZM120 164V163H119ZM188 164H189V162H188ZM223 164H225V163H223ZM263 165H264V163H262ZM196 165V164H195ZM123 166H124V164H123ZM144 166H146L145 165V162H144ZM163 166V165H162ZM218 166V165H217ZM122 167V166H121ZM127 167V166H126ZM147 167V166H146ZM151 167H153V165L151 166L150 165V168ZM164 167V166H163ZM162 167V168H163ZM190 167V170H191V167L192 166H189ZM222 167V166H221ZM220 167V168H221ZM135 168V167H134ZM144 168V167H143ZM148 168V167H147ZM146 168V169H147ZM149 168V169H150ZM184 168V169H183ZM196 168V167H195ZM263 168V166L261 167V169ZM128 169V168H127ZM165 169V168H164ZM163 169V170H164ZM167 169L165 170V171H163V177H164V172L166 173V171H167ZM197 169V168H196ZM216 169V168H215ZM139 170V169H138ZM138 170H136V171H138ZM144 170L145 169H143V173H144ZM150 170H152V168L150 169ZM150 170H149V172H150ZM133 171V170H132ZM135 171V170H134ZM140 171V170H139ZM205 171V170H204ZM160 172V171H159ZM263 172V171H262ZM135 173V172H134ZM138 173V172H137ZM147 173H148V171H147ZM211 173V172H210ZM145 174H146V172H145ZM145 174H143V176H145ZM159 174V173H158ZM161 174V173H160ZM167 174V173H166ZM263 174H264V172H263ZM120 175V174H119ZM123 175V174H122ZM133 175V174H132ZM147 175V174H146ZM205 175H207V174H205ZM118 175H116V177H117ZM121 176V175H120ZM135 176V175H134ZM142 176V177H143ZM158 176V175H157ZM160 176V175H159ZM168 176V175H167ZM202 176V175H201ZM213 176V175H212ZM214 176H215V174H214ZM264 176V175H263ZM156 177V176H155ZM154 177V178H155ZM203 177V176H202ZM211 177V176H210ZM118 178H119V180H120V177L118 176ZM122 178V177H121ZM125 178H127V176H125ZM131 178V177H130ZM148 178V177H147ZM146 178V179H147ZM203 178H205V177H203ZM117 179V178H116ZM124 179V178H123ZM136 179V180H135ZM138 179H139V182L141 181V179H140V176L139 175H137V178L135 177V178H133V183H131V184H134V186H135V184H136V186H135V189H136V192H143V190H144V188H145V186L143 185V179H142V181L140 182V183H138L137 184V182H138ZM206 179H207V176H206ZM134 180H135V182H134ZM229 180V182H232L231 183V185L230 186H227V187H225L224 185H226V183H224V181H228ZM121 181H122V179H121ZM127 181V180H126ZM198 181H200V180H198ZM120 182V181H119ZM150 182V181H149ZM208 182V181H207ZM210 182V181H209ZM128 183V182H127ZM199 183V182H198ZM206 183V182H205ZM122 184V183H121ZM124 184V183H123ZM142 185L144 188H142L140 185ZM145 184V183H144ZM153 184H154V182H153ZM194 184V183H193ZM212 184V183H211ZM128 185V184H127ZM138 185V186H137ZM159 185H160V183L158 184V189H159ZM168 185H169V183H168ZM201 185V184H200ZM152 186V185H151ZM154 186V185H153ZM208 186V185H207ZM131 187V186H130ZM161 187H162V185H161ZM164 187V186H163ZM134 188V187H133ZM137 188H139V189H141V191L138 189V191H137ZM193 188H194V186H193ZM229 188H230V190H229ZM129 189H131V188H129ZM135 189H131L132 191H134ZM153 189L154 188H152L151 190H150V192L153 194ZM195 189H196V187H195ZM199 189V188H198ZM162 190V189H161ZM177 190V189H176ZM180 190V189H179ZM197 190V189H196ZM159 191V190H158ZM182 191V190H181ZM202 191V190H201ZM146 192V191H145ZM144 192V193H145ZM148 192V193H147ZM147 194L145 193H143V195H141V198H139V199H144L143 201L146 203V201L148 202V201H150V204H152L151 203V199L153 200V201H155L153 198H157V196H158V194H154V195H152L151 196V194H150V192H149V190H147ZM190 192L192 193V189H190ZM204 192V191H203ZM232 192H234V190L232 191ZM138 193V194H139ZM155 193V192H154ZM170 194H171V192H170ZM220 194V195H219ZM164 195V194H163ZM235 195V194H234ZM136 196V195H135ZM138 196V195H137ZM154 196V197H153ZM171 197V199L172 200H175V198H183L184 196H183V194H180V195H178L177 193H175V192H172V194L170 195ZM232 196V195H231ZM236 196H234L233 198H232V202H233V200H235L234 198H236ZM159 197V196H158ZM162 197H164V196H162ZM169 197V196H168ZM134 198H136V197H134ZM169 198V199H170ZM178 198V199H179ZM204 198V197H203ZM206 198V197H205ZM204 198V199H205ZM228 198H229V196H228ZM236 198V199H237ZM162 199V198H161ZM169 199H167L168 201H169ZM170 199V200H171ZM189 200V199H188ZM187 200V201H188ZM206 200V199H205ZM225 200V201H224ZM229 200V199H228ZM23 201V200H22ZM140 201H142V200H140ZM185 201H186V199H185ZM172 202V201H171ZM175 202V201H174ZM189 202V201H188ZM218 202H219V200H218ZM231 202V201H230ZM231 202V203H232ZM237 202V201H236ZM239 202H240V199H239ZM238 202V203H239ZM44 203V202H43ZM149 203V202H148ZM185 203V202H184ZM205 203V202H204ZM150 204H148V206H150ZM167 204H168V202H167ZM45 205V204H44ZM169 205V204H168ZM179 205H181V207L179 206ZM204 205V204H203ZM234 205H235V202H234ZM241 205V204H240ZM198 206L196 207V206H194V207H196V208H198ZM227 206V205H226ZM170 207V206H169ZM206 207V206H205ZM228 207V206H227ZM230 207V206H229ZM247 207V206H246ZM249 207V208H250ZM231 208H233V207H231ZM241 209H240V212H241V214H244L243 212V208H245V206L242 208V207H240ZM248 208V209H249ZM174 209V210H173ZM214 209V208H213ZM247 209V210H248ZM207 210V211H208ZM232 210V209H231ZM235 210V209H234ZM208 211V212H209ZM213 211V210H212ZM237 211V210H236ZM246 211V210H245ZM252 211V210H251ZM164 212V213H163ZM179 212V211H178ZM214 212V211H213ZM173 213H175L173 216H172V214ZM212 213V212H211ZM237 213V212H236ZM247 213V212H246ZM245 213V214H246ZM254 213V212H253ZM155 214H157L158 215V213L156 212ZM215 214V213H214ZM43 215V214H42ZM239 215V214H238ZM263 215V214H262ZM151 216H152V219H153V221H150V220H152L151 219ZM165 216V217H164ZM171 216H172V218H171ZM181 216H182V213H181ZM204 216H206L205 214H204ZM208 216V215H207ZM210 216V215H209ZM211 216H212V214H211ZM217 216V215H216ZM257 216H256V218H257ZM154 217V218H155ZM162 217V218H161ZM159 218V219H158ZM180 218V219H179ZM239 218V217H238ZM241 218V217H240ZM238 219V220H241L242 221V219ZM58 219V218H57ZM141 219V220H140ZM147 219V220H146ZM149 219V220H148ZM193 219V218H192ZM192 219H190V220H192ZM236 219V220H235ZM258 219V218H257ZM256 219V220H257ZM133 220V221H134ZM135 220V221H136ZM183 220V221H182ZM195 222H194V224L196 223V221L197 222H199V223H197L198 224V226H199V224H200V221H202V217L200 218H198L197 217V219L195 218V219H193ZM244 220V219H243ZM61 221V220H60ZM132 221V220H131ZM132 221V222H133ZM140 221H144V222H142V224L141 225H138V223ZM264 221V220H263ZM152 222H154V223H152ZM245 222V221H244ZM256 222H259V221H256ZM61 223V222H60ZM143 223H146V224H143ZM155 223H157V225L159 224L160 225V223H161V227L158 225V227H157V229H156V224ZM233 223V222H232ZM62 224V223H61ZM136 224V225H135ZM196 224V225H197ZM257 224V223H256ZM153 225H155V227L154 228H152L151 229V227H153ZM259 225V224H258ZM257 225V226H258ZM194 226V227H193ZM261 226V225H260ZM215 227V226H214ZM245 227V228H244ZM183 229L184 231H183V233H181V236H180V234H177V233H179V231L178 230H180V229ZM200 228V227H199ZM207 228L205 229V230H207ZM131 229H132V227H131ZM135 229V228H134ZM134 229H132V230H134ZM181 229V230H182ZM210 229V230H209ZM254 229V228H253ZM261 229V228H260ZM262 229H264V226H262ZM261 229V230H262ZM226 230V229H225ZM148 231H150V232H148ZM216 231V232H215ZM260 231V230H259ZM131 232V231H130ZM254 232H255V230H254ZM257 232V231H256ZM146 233H148V234H146ZM253 233V232H252ZM261 233H263L264 234V230H263V232L261 231ZM146 234V235H145ZM215 234H218L217 236L215 235ZM254 234V233H253ZM260 234V233H259ZM136 235V236H137ZM139 236V235H138ZM137 236V239L139 238ZM141 236V235H140ZM151 236V237H152ZM219 236V237H218ZM254 236V235H253ZM262 236H264V235H262ZM149 237V236H148ZM245 237V236H244ZM247 237V236H246ZM143 238V237H142ZM260 238V237H259ZM136 239V238H135ZM145 239V238H144ZM252 239H254L253 241L255 242V239L256 238H252ZM143 240V239H142ZM259 240V239H258ZM260 240H261V238H260ZM264 240V238L262 239V241L261 242H264L263 241ZM221 241H224L223 242V244L224 243H226L227 244V249L226 250H224L223 251V253H216L215 255H212L213 254V250L214 249H212L210 246L212 245H217V244H219ZM257 241V240H256ZM246 242V241H245ZM260 241H259V243L258 242H256V244H254L253 242V245H257L258 246V244H260L261 243ZM139 244H141V243H139ZM226 244H225V246H226ZM132 246H133V244H131ZM131 245H129V246H131ZM252 244H248V251H245V257H243V255H240V258H242L244 261L243 262H245L246 261V263L247 264H251L253 261H255V260H258V259H256V257H260V259L261 260H263L264 261V252H262V250H260L261 252H260V254H258L259 252L256 250L257 249V246H253ZM136 246H138V245H136ZM224 246V245H223ZM251 246V247H250ZM253 246V247H252ZM263 246V245H262ZM254 247H256V248H254ZM259 247V246H258ZM134 248V247H133ZM136 248V247H135ZM209 248H210V250H211V252H210V250H209ZM119 249V248H118ZM259 249H261V247L259 248ZM258 249V250H259ZM121 250V249H120ZM126 250V249H125ZM218 251V250H217ZM121 252H123V250L121 251ZM129 252V251H128ZM149 252V254H146V253H148ZM220 252V251H219ZM258 252V253H257ZM126 253V252H125ZM128 256H126V259L129 257V260H126L127 262L129 261V262H132L133 260H134V262H132V263H136V261L137 262H139L138 261V258H135L134 259V257L133 256H131V254L132 253H126ZM126 254H123V255H126ZM136 254V253H135ZM235 254H233L234 256H235ZM117 255V254H116ZM122 255V256H123ZM138 255H135V257L137 256V257H139ZM147 255V256H146ZM232 255V256H233ZM121 256V257H122ZM242 256V257H241ZM120 257V255H119V258H121ZM131 257H133V258H131ZM117 258V257H116ZM119 258L117 259V260H119ZM123 259H125L124 257H122ZM232 258V257H231ZM230 258V260H232ZM234 258V257H233ZM130 259H131V261H130ZM235 259V258H234ZM233 259V260H234ZM238 259H239V257H238ZM240 260V259H239ZM224 261V262H223ZM262 261V262H263ZM119 262V261H118ZM237 262L238 261H236V263L235 264H237ZM242 262V261H241ZM257 262H259V261H257ZM260 263V262H259ZM264 263V262H263ZM129 264H131V263H129ZM242 264V263H241ZM244 264V263H243ZM253 264V263H252Z\"/></svg>",
  "mask_w": 264,
  "mask_h": 264
}]
</instances>
